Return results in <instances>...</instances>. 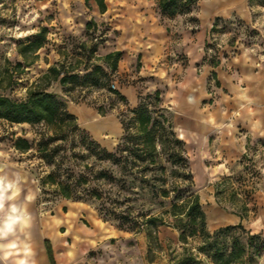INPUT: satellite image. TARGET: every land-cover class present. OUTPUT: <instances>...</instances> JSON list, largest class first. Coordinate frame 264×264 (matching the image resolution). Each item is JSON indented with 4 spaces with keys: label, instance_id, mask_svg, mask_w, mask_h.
Instances as JSON below:
<instances>
[{
    "label": "rangeland",
    "instance_id": "1",
    "mask_svg": "<svg viewBox=\"0 0 264 264\" xmlns=\"http://www.w3.org/2000/svg\"><path fill=\"white\" fill-rule=\"evenodd\" d=\"M104 1L100 12L94 0H0V94L21 100L34 89L53 92L79 128L110 151L123 137L120 118L129 116L128 109L144 105L164 113L186 158L180 167L164 163L168 186L182 179L185 194L199 196L211 232L227 226L210 222L211 215H241L244 228L261 235L250 245L247 264H264V5L199 0L192 13L167 16L156 0ZM40 33L42 46L20 53ZM114 51L121 56L111 70L104 57ZM211 58L220 63L213 67ZM95 66L107 74L104 85H86L81 78L62 86L46 77L51 67L83 76ZM100 118L117 129L92 124ZM44 124L0 120V229L11 215L27 220L0 236V264H51L46 240L54 264H176L184 248L197 253L196 239L179 241L171 198L130 195L132 200L117 203L140 221L142 214L156 217L150 236L144 224L119 227L93 198L63 199L43 188L40 179L55 166L37 149L50 135ZM75 135L49 146L64 150L55 159L61 168L84 165L80 157L68 159L80 147L82 135ZM16 138L31 148L16 150ZM229 234L246 242L239 230ZM199 257L200 264H211Z\"/></svg>",
    "mask_w": 264,
    "mask_h": 264
},
{
    "label": "trees",
    "instance_id": "2",
    "mask_svg": "<svg viewBox=\"0 0 264 264\" xmlns=\"http://www.w3.org/2000/svg\"><path fill=\"white\" fill-rule=\"evenodd\" d=\"M94 1L100 12L106 10L104 0ZM156 1L159 12L167 16L192 13L199 2V0ZM249 1L264 5V0ZM41 33L34 40L24 44L20 53L26 56L25 53L30 51L34 54L42 46ZM120 56V51L105 55L106 62L112 61L109 65L111 70L116 68ZM219 63V58L210 59L213 67ZM213 76H216V72H213ZM46 77L58 81L62 86L81 78L86 85L101 86L105 84L107 74L101 66H95L83 76L61 72L56 67H51ZM110 91L119 95L116 90ZM158 96L159 93L156 92V99ZM121 99L125 97L121 96ZM100 113L104 115L105 112ZM128 114L129 116L120 118L123 137L110 151L91 139L84 129L79 128L75 116L53 92L34 89L21 100L0 94V120L11 124L43 122L50 132V135L46 134L37 143L41 157L55 165L51 172L40 179L43 188H53L54 192L63 199L93 198L99 202L100 213L115 220L119 227L134 228L144 224L150 236V229L155 225L156 217L148 216L146 213L142 214L140 221L129 207L126 206L122 210L119 204H123V201H126L124 199L132 200L127 198L130 195L144 196L149 200L157 197L171 198L170 212L176 218L179 241L187 243L189 238L197 240V245L194 247L197 253L184 248L186 254L176 264H200L199 255L208 258L211 264H247L250 245L253 240L261 237L260 234L248 232L241 221L209 231L199 196L193 191L186 195L187 187L179 185V182L183 183L182 179L177 178L170 187L168 186L164 163H169L173 167L186 164L183 141L178 138L169 118L164 113L152 111L144 105L128 109ZM75 133L82 135L79 141L80 147L78 151L71 150L68 159L80 157L84 165L81 169L73 164L61 168L55 161L62 150L61 146L57 144L52 148L49 146L58 140L64 141L67 137H75ZM14 148L25 152L31 148V144L23 138H16ZM187 177L189 186H192L191 174L188 172ZM239 216L242 219V216ZM231 230H239L241 234H246V242L242 243L237 236H231L229 234ZM45 246L49 262L54 264L48 240L45 241Z\"/></svg>",
    "mask_w": 264,
    "mask_h": 264
},
{
    "label": "clouds",
    "instance_id": "3",
    "mask_svg": "<svg viewBox=\"0 0 264 264\" xmlns=\"http://www.w3.org/2000/svg\"><path fill=\"white\" fill-rule=\"evenodd\" d=\"M4 196L0 194V208L3 207V202H4ZM12 213H16L17 209L13 207L11 209ZM27 223L26 218L21 214V215H11L8 218V221L5 223L4 227L0 229V236H6L9 232H12L14 230V226L17 224L20 225H25ZM9 247H14V245H9ZM25 255L28 254V249L25 248ZM18 264H28L27 260H20Z\"/></svg>",
    "mask_w": 264,
    "mask_h": 264
},
{
    "label": "crops",
    "instance_id": "4",
    "mask_svg": "<svg viewBox=\"0 0 264 264\" xmlns=\"http://www.w3.org/2000/svg\"><path fill=\"white\" fill-rule=\"evenodd\" d=\"M92 124H99L98 126L99 127L101 126L102 128L105 127L107 129H109L110 127H112V128H114V130L117 129V125L116 124H112V125L109 126L110 123L101 120V118L98 119V120H94L92 122ZM5 221H7V220H5ZM240 221H241L240 217H238L236 215H233V214H226L224 212L223 213L220 212L217 215L216 214L211 215V217H210V222L215 223V224L234 225V224H237ZM241 222L243 223V220Z\"/></svg>",
    "mask_w": 264,
    "mask_h": 264
},
{
    "label": "bare ground",
    "instance_id": "5",
    "mask_svg": "<svg viewBox=\"0 0 264 264\" xmlns=\"http://www.w3.org/2000/svg\"><path fill=\"white\" fill-rule=\"evenodd\" d=\"M218 220V219H217Z\"/></svg>",
    "mask_w": 264,
    "mask_h": 264
}]
</instances>
